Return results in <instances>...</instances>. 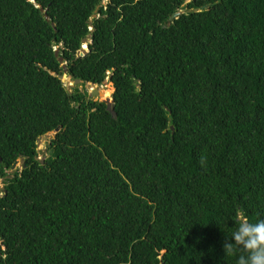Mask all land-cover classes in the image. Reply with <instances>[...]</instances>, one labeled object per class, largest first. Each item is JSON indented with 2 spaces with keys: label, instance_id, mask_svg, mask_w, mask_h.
Segmentation results:
<instances>
[{
  "label": "trees",
  "instance_id": "16d2710c",
  "mask_svg": "<svg viewBox=\"0 0 264 264\" xmlns=\"http://www.w3.org/2000/svg\"><path fill=\"white\" fill-rule=\"evenodd\" d=\"M106 70L114 116L83 87ZM0 180V264H236L225 237L264 219V0H0Z\"/></svg>",
  "mask_w": 264,
  "mask_h": 264
},
{
  "label": "clouds",
  "instance_id": "9594fccd",
  "mask_svg": "<svg viewBox=\"0 0 264 264\" xmlns=\"http://www.w3.org/2000/svg\"><path fill=\"white\" fill-rule=\"evenodd\" d=\"M83 44L84 43L81 41L80 46ZM54 49H56V47ZM60 61L65 64V61L62 60V58ZM61 74L63 76L65 72L62 71ZM104 78L108 80V74L107 77L104 75L103 79ZM68 79L74 82V78L71 79L70 76H68ZM76 83L74 82V84ZM88 83L96 84L91 82ZM72 84L65 86L71 87ZM90 89L93 88L90 87L88 91H90ZM235 223L237 224L235 231L225 237V241L222 245L225 255L233 256L237 253H241L236 260V264H264V219H259L256 222H250L247 219L238 218ZM229 237L231 238L230 240Z\"/></svg>",
  "mask_w": 264,
  "mask_h": 264
},
{
  "label": "water",
  "instance_id": "95a60500",
  "mask_svg": "<svg viewBox=\"0 0 264 264\" xmlns=\"http://www.w3.org/2000/svg\"><path fill=\"white\" fill-rule=\"evenodd\" d=\"M39 9H41V8L39 7ZM172 15H175V12H172V13H171V16H172ZM43 16H44L45 18H47V15H46L44 12H43ZM89 38H90V36H89L88 34L85 35V36H83V37L81 38V41H82L84 44L81 45V46L78 48V50L76 51V54L81 55V54H83V53L86 51V47H85V46H86V43L89 41ZM56 52H57L56 49H54V54H56ZM57 59L60 61V60H61V56L58 55V56H57ZM61 67H62L63 72H65V71H66V67H65L64 62H61ZM53 74H55L58 78L62 76L61 73L53 72ZM73 80H74L75 83L79 81L78 78H74ZM111 91H112V89H111ZM88 95L91 96V97H92V96H97V95L99 96V95H101V93H100L99 90H96V89H90V91H88ZM99 100H102V101L105 103V108L111 113L112 116H114L115 113H114L113 108H112V97H111V95H109V96H103V97H101ZM57 128H58V126H55V127L53 128V130H51L50 132L54 133V132L57 130ZM47 132H49V131H47ZM47 132H44L43 135H46ZM38 139H39V137L36 138V142L38 141ZM15 162H16V159L11 163V167H13V165L15 164Z\"/></svg>",
  "mask_w": 264,
  "mask_h": 264
},
{
  "label": "rangeland",
  "instance_id": "374dc122",
  "mask_svg": "<svg viewBox=\"0 0 264 264\" xmlns=\"http://www.w3.org/2000/svg\"><path fill=\"white\" fill-rule=\"evenodd\" d=\"M59 79L62 81V83L64 84V85H70V84H72V85H74V82H72L71 80H69L68 79V76L67 75H63V76H61V78L59 77ZM108 83H110V81H108L106 78H104L103 79V81L100 83V84H90V83H88V82H85L84 83V85H83V87L88 91L89 90V88L90 87H92L93 89H96V90H100V89H106L107 87V84ZM71 85V86H72ZM76 85H77V87L78 88H82V86L79 84V82H77L76 83ZM111 89H112V87H110L109 88V92H108V95L107 96H109L110 95V92H111ZM93 98H97V99H100L101 97H103V96H101V95H97V96H92ZM52 135V132H47V134L46 135H41L40 137H39V139H38V141L36 142V145H37V148L38 149H42V151L44 150V143L48 140V138L50 137ZM41 151V153H39V157H41L42 155H43V152ZM19 165H20V158H17L16 159V162H15V164L13 165V167L12 168H14V167H19ZM11 168V169H12ZM8 170H10V169H8ZM2 184V182H1V180H0V185Z\"/></svg>",
  "mask_w": 264,
  "mask_h": 264
},
{
  "label": "bare ground",
  "instance_id": "6f19581e",
  "mask_svg": "<svg viewBox=\"0 0 264 264\" xmlns=\"http://www.w3.org/2000/svg\"><path fill=\"white\" fill-rule=\"evenodd\" d=\"M106 87H107V88H106V91L109 92V88L111 87L110 83H108ZM99 91H100V90H99ZM100 93H101V96H104L103 91H100Z\"/></svg>",
  "mask_w": 264,
  "mask_h": 264
},
{
  "label": "built area",
  "instance_id": "2783aa9c",
  "mask_svg": "<svg viewBox=\"0 0 264 264\" xmlns=\"http://www.w3.org/2000/svg\"><path fill=\"white\" fill-rule=\"evenodd\" d=\"M107 71H108V70L105 71V76H106V77H107Z\"/></svg>",
  "mask_w": 264,
  "mask_h": 264
}]
</instances>
